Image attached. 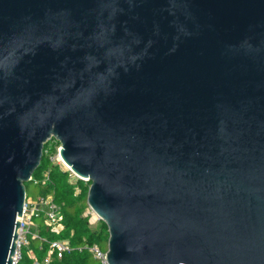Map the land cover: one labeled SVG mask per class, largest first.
Returning a JSON list of instances; mask_svg holds the SVG:
<instances>
[{
  "label": "water",
  "instance_id": "95a60500",
  "mask_svg": "<svg viewBox=\"0 0 264 264\" xmlns=\"http://www.w3.org/2000/svg\"><path fill=\"white\" fill-rule=\"evenodd\" d=\"M51 138L107 264H264V0H0V264Z\"/></svg>",
  "mask_w": 264,
  "mask_h": 264
},
{
  "label": "trees",
  "instance_id": "16d2710c",
  "mask_svg": "<svg viewBox=\"0 0 264 264\" xmlns=\"http://www.w3.org/2000/svg\"><path fill=\"white\" fill-rule=\"evenodd\" d=\"M49 142L54 150L55 144L59 146V143L54 139H50ZM45 144L39 168L34 171L29 183L37 189V198H50V201L57 207L62 230L59 234L52 232L46 226L43 214L40 213L33 218L36 222H34L35 227L32 231L47 242L53 240L69 241L71 250L64 253L60 259L52 254L48 264H100L85 249L96 245L105 251L108 240L106 225L100 220L94 222L93 225L90 224V217L86 214V210L89 211L86 197L90 182L81 180L71 182L70 173L50 160V155H47L48 145ZM45 173L47 179H44ZM47 251L48 244L46 242L30 238L28 248L22 249L21 264H32L29 254L39 263H43Z\"/></svg>",
  "mask_w": 264,
  "mask_h": 264
},
{
  "label": "built area",
  "instance_id": "2783aa9c",
  "mask_svg": "<svg viewBox=\"0 0 264 264\" xmlns=\"http://www.w3.org/2000/svg\"><path fill=\"white\" fill-rule=\"evenodd\" d=\"M57 150L59 152L60 146L57 148ZM63 166L66 168L65 171H68L70 173L71 182L81 180L78 178V176L73 174L64 164ZM44 179H47L46 173L44 174ZM81 181L88 182L87 180ZM90 212L92 211L90 210ZM40 213L43 214L45 224L52 232L56 234H59L61 232L62 224L60 223V218L57 214V207L50 201V198L38 197L36 198V201L32 202L31 200H27L25 196L22 216L18 219L20 227L17 232L18 239L11 264H21L22 249L28 248L30 238H35L41 242H46L48 244V251L45 256V259L43 260V263H39L37 260L34 259L31 254H29V257L32 259V264H48L50 256L52 254H55L56 257L60 259L64 253H67L71 250L68 240H53L47 242L45 239H41L36 232L32 231V229L35 227L33 218L37 217ZM97 220L99 219L97 218ZM85 249H87V251L92 255V257L97 260L100 264H107L106 250L103 251L96 245L86 247Z\"/></svg>",
  "mask_w": 264,
  "mask_h": 264
},
{
  "label": "rangeland",
  "instance_id": "374dc122",
  "mask_svg": "<svg viewBox=\"0 0 264 264\" xmlns=\"http://www.w3.org/2000/svg\"><path fill=\"white\" fill-rule=\"evenodd\" d=\"M48 142L49 141H47L45 145H48L47 149H49V151H48L47 155H50V160L53 161L54 163H57L58 165H60V167L63 170H66V168L63 166L62 162L60 161V159L58 157L59 155H58L57 148L59 146L55 144L54 145L55 150H54V149H52L53 148L52 144L50 142L49 143ZM25 195H26L27 200H31L32 202H34V201H36V198L38 196L37 189L34 186H32L30 183H26L25 184ZM86 214H88L90 217V224H92V225L95 224L94 222L97 221V217L92 212H90V210L89 211L86 210ZM34 222H36V221H34Z\"/></svg>",
  "mask_w": 264,
  "mask_h": 264
},
{
  "label": "bare ground",
  "instance_id": "6f19581e",
  "mask_svg": "<svg viewBox=\"0 0 264 264\" xmlns=\"http://www.w3.org/2000/svg\"><path fill=\"white\" fill-rule=\"evenodd\" d=\"M58 155H59V152H58ZM60 161L64 164V162L62 161V159L60 158V156H58ZM65 165V164H64ZM66 166V165H65ZM67 167V166H66ZM68 168V167H67ZM69 169V168H68ZM96 216V215H95Z\"/></svg>",
  "mask_w": 264,
  "mask_h": 264
}]
</instances>
